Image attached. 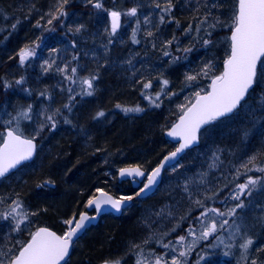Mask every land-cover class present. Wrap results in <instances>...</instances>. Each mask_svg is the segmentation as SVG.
<instances>
[{
  "label": "trees",
  "instance_id": "trees-1",
  "mask_svg": "<svg viewBox=\"0 0 264 264\" xmlns=\"http://www.w3.org/2000/svg\"><path fill=\"white\" fill-rule=\"evenodd\" d=\"M102 2L104 8L97 9L88 0H69L64 7L67 15L48 25V13L55 12L57 0H0V136L16 126V121L12 125L6 121L29 105L32 119L20 122L29 138L47 115L60 110L56 128L45 127L36 136L35 160L0 181V197L5 200L0 212L7 211L8 204L18 197L30 213H38L30 216L31 223L22 225L25 231L20 233L14 231L11 218L0 219V246L26 240L28 232L38 227L62 234L63 221L84 212L87 199L98 193L96 189L117 199L134 195L142 185L134 188L130 182H119V169L139 166L150 173L176 148L167 133L179 118V106L194 102V93L206 89L210 77L223 70L230 30L219 24L213 29L208 23L216 18L230 23L236 0H172L170 13L162 12L165 0ZM157 2L161 8L156 7ZM132 7L137 8V16L125 15ZM112 10L122 13L115 35L110 34ZM205 15L208 23L200 25ZM189 24L193 31L185 35ZM80 25L83 28L77 32ZM133 30L139 43L133 40ZM149 31L152 36L147 35ZM173 37L176 40L167 46ZM203 40L211 42L205 45ZM26 46L34 49L35 55L20 64L19 52ZM185 48L191 51L184 52ZM206 63L213 65L209 77L186 81L187 75H195ZM93 76L92 95H87L89 89L82 81ZM22 78L23 83L17 84ZM257 79L260 85L254 86L242 107L230 117L210 123L200 134L199 146L165 172L154 195L143 200L134 195L133 204L120 216H104L75 244L68 264H102L105 259L118 258L135 264L139 250L132 245L140 244L146 254H163L169 250L157 242L160 239L183 251L176 245L178 236L186 235L190 224L199 233L195 217L203 209L195 201L224 211L237 203L230 199L235 185L246 182L249 176L262 183L251 196L242 197L244 208L229 220L232 227L226 226L227 230L219 233L225 244L237 247L226 248L215 239L198 241L182 259L197 264L204 256L199 264H242L243 249L238 245L244 236L254 240L253 248L264 247V173L253 168L236 179L237 170L244 172L241 165L249 157L256 156V163L264 166V77L259 71ZM148 80L153 86L147 93L153 97L161 91L163 80L169 82L168 95L160 96L159 107L145 98L140 82ZM5 83L11 86L5 88ZM136 107L142 111H123ZM101 111L105 115L97 117ZM213 193L219 195L205 199ZM233 220L241 225L240 234L233 235ZM178 223L180 227H176ZM145 240L150 242L144 244ZM173 254L169 251V258ZM257 257L264 258V251L250 250L249 259Z\"/></svg>",
  "mask_w": 264,
  "mask_h": 264
},
{
  "label": "snow or ice",
  "instance_id": "snow-or-ice-1",
  "mask_svg": "<svg viewBox=\"0 0 264 264\" xmlns=\"http://www.w3.org/2000/svg\"><path fill=\"white\" fill-rule=\"evenodd\" d=\"M69 3V0H57V6L55 12H49V19L47 24L51 25L54 20H59L66 16L64 11L65 5ZM94 8L103 9L104 5L102 0H88ZM157 8H161L159 2L156 3ZM207 7V5H206ZM211 7H216L212 4ZM172 9V0H165V5L162 8L163 13H170ZM127 16H137V8L132 7L126 13ZM210 15V13L208 14ZM208 15H205L203 19L199 20L200 25L208 23ZM111 18V35H115L120 27V20L122 13L120 11H109ZM199 19V18H198ZM161 23L164 22V15L160 16ZM147 22V20L145 21ZM221 27H227L230 30V36H228V50L225 59L223 60V70L219 74L212 75L210 77V84L206 89H201L194 93V102L188 101L186 105H180V115L178 122L175 123L171 130L167 133L170 137H179L182 142L179 143V147L170 155L165 156L160 165L150 173L146 175L139 166L134 168H121L119 169V175L121 177L133 176L144 177L146 183L143 184L138 191L135 192V196H140L142 193L150 191L157 183V177H159L161 170L166 164L177 158L179 153H182L186 148L193 144L198 139V133L202 126L209 124L213 121L220 119L221 117L232 114L235 110L242 107L241 102L245 101L246 96L249 95L250 90H254V86H259L258 71L262 77H264V0H236V7L231 15L230 23H222L219 18L215 19L214 23H208V27L216 28L217 25ZM37 26H40L39 24ZM15 27V26H13ZM137 27H139V21H137ZM83 28L80 25L76 28L79 32ZM193 31L192 25L189 24L185 30V35H189ZM199 34L200 27L195 29ZM148 36H152L153 33L149 31ZM211 36V33H207ZM132 37L134 42L139 43L136 40V30H133ZM173 40L166 42L167 46H171ZM210 40H203L205 45L209 44ZM179 42L177 41V44ZM38 46V45H37ZM184 52L191 51L190 48L183 49ZM165 55H170L167 51ZM35 55L34 49L25 47L19 52V62L24 64L26 60ZM174 59H177L174 57ZM51 67V65H49ZM213 65L206 63L205 66L198 71L195 75H187L186 81H195L198 77H209ZM66 71V68L64 69ZM72 73L76 72L75 68L71 69ZM70 81L72 77H67ZM96 77L93 76L89 79H84L82 83L87 85L89 91L87 95H92L90 91L93 87V80ZM17 84L23 83V78L16 81ZM142 89L145 90V98L150 101L155 107H159L158 101L160 96L168 95L166 91L169 84L168 80L162 81L161 91L155 94L153 97L147 93V90L152 88V81H141ZM5 88L11 85L5 83ZM69 92L72 90L69 89ZM43 95V93H41ZM176 95V93H171ZM170 98V97H169ZM74 99V97H70ZM66 108L70 105H65ZM117 107H120L117 105ZM125 112H140L142 109L125 108ZM31 106L27 109H21L17 112L16 116L6 121L7 125H12L13 121H16L15 127H8L6 133L0 136V177H4L11 169L15 168L21 161H26L32 158L36 151V144L34 143L36 136L40 134L45 127L49 130L56 128V116L60 114V110L56 109L51 115L46 116L45 122L40 123L39 128L31 136V138L25 137L23 131L20 128L21 120H31L32 117ZM104 112H98L97 117H103ZM66 123L69 121L65 120ZM257 157H249L247 162L241 165L244 172L241 173L237 170L236 179H239L241 175H247V172L253 170V168L261 173H264V166L256 163ZM264 164V161H261ZM251 166V167H250ZM262 183L261 179L248 177L246 182L238 183L235 185L234 194H230V199L237 201V203L226 210L222 211L219 208L207 207L202 201L197 200L195 203L203 209L199 216L195 217V220L199 222V233L197 235V229L189 225L186 235H180L177 238L176 245L182 247L183 251H177V246H174L171 241L164 243L162 239L157 242L164 248L172 253H175L169 258V251L163 254H157L154 251H149L147 254L144 252L143 247L140 244H133L134 249H138L136 253L135 264H187L186 258L197 246L198 241H210L212 239L218 240L220 244H224L226 248L237 247L235 244H225V241L221 239L219 233L227 230L232 225L229 224V220L237 216V210L244 208L242 197L251 196L252 190L257 184ZM187 191V187L185 188ZM99 195H92L87 199L86 207L95 212L94 216H89L87 212H81L79 214H73L70 218L63 221L66 226V230L62 234L50 230L47 227H38L35 231L28 232V238L26 240L17 239L11 246H0V264H68V258L70 249L73 246L75 238H78L87 226V224L96 219L101 214L102 208L107 205L112 209L119 211L126 201L134 199V195H122L118 199L113 198L103 189H96ZM219 195V193H213L212 196H205V199L211 200L213 196ZM11 199V198H10ZM5 200L0 197V205L4 204ZM211 214V215H210ZM38 215L37 212H29L25 209L23 201L18 197L12 200L8 204L7 211L0 212V219L7 220L11 218L15 222L14 231L17 233L25 231L22 225L31 223L30 216ZM191 215V213H189ZM187 217H181V220ZM235 233L237 235L241 233V225L235 224ZM176 227H180L178 223ZM176 227H173L172 231H176ZM170 235V233H168ZM191 236L193 239L188 240ZM150 241H143L144 244H148ZM254 240L251 237L244 236L243 242L238 245L240 249H243L241 255L242 264H264V258H252L249 259V252L252 250L254 253L264 251V247L253 248ZM225 255H229V252H225ZM204 256H200L199 260H204ZM199 260L197 264H199ZM102 264H126L123 258L102 261Z\"/></svg>",
  "mask_w": 264,
  "mask_h": 264
},
{
  "label": "water",
  "instance_id": "water-1",
  "mask_svg": "<svg viewBox=\"0 0 264 264\" xmlns=\"http://www.w3.org/2000/svg\"><path fill=\"white\" fill-rule=\"evenodd\" d=\"M109 20H110V25H111V18H110V16H109ZM120 27H121V20H120ZM120 27L118 28V30L120 29ZM262 59H263V58H262ZM251 91H252V90H250V92H251ZM250 92H249V93H250ZM247 97H248V96H246V98H247ZM246 98H245V100H246ZM243 102H244V101H242L241 104H243ZM238 109H239V108H238ZM238 109H237V110H238ZM237 110H235L232 114H229L228 116L221 117V118L218 119V120H221V119L226 118V117H230V116L233 115ZM218 120H216V121H218ZM177 122H178V120H177ZM177 122H176V123H177ZM213 122H214V121H213ZM211 123H212V122H211ZM209 124H210V123H209ZM209 124H206V125L202 126L201 130H200L199 133H198V139H197L193 144H191L188 148H186L182 153H179V154L177 155V158H176L175 160H173V161H171L170 163H168V164L165 165V167L161 170V173H160L159 177H157V183H156V185H155L150 191H148V192H146V193H142L140 196H136V199H138V200H143V199H146V198H148V197L154 195V194L157 192V190L160 188V186H161V184H162V180H163V176H164L165 172H166L167 170H169V169H172L174 166H176V165L178 164V162L181 160V158H182L183 156H185V154H186L188 151H190V150H192V149H195V148H197V147L199 146V144H200V134H201V132H202L203 130H205V129L207 128V126H208ZM173 125H174V124H173ZM170 130H171V128H170ZM170 130H169V131H170ZM6 131H7V129L5 130V133H6ZM25 137H26V136H25ZM28 138H29V137H28ZM167 138H168V140H169L172 144L176 145V148L179 147V143L182 142L181 138H179V137H170V136H168V134H167ZM34 143L36 144V151H35V153L33 154L32 158L29 159V160H26V161H21L20 164H18L15 168L11 169V170H10V171H9L4 177H0V181L3 180V179H5V178H7L8 176H10L11 174H13L14 172H16L18 169H20V168H21L22 166H24L25 164L32 163V162L35 160V158H36V156H37V152H38V145H37V142H36V141H34ZM176 148H175L173 151H175ZM173 151H171V152H173ZM171 152H169V153L166 154L165 156L170 155ZM165 156H164V157H165ZM164 157L162 158V160L160 161V163L163 162ZM160 163H159L156 167H158V166L160 165ZM136 167H137V166H136ZM156 167H155V168H156ZM125 168H134V167H125ZM140 169H141V168H140ZM141 170H142V169H141ZM142 171H143V170H142ZM144 172H145V171H144ZM145 173H146V175L148 174L147 172H145ZM117 178H118V181H119V182H130V183L133 185L134 188H138L140 185H142L141 187H143V184L146 183V180H145L144 177H133V176H125V177H121V176L119 175V172H118ZM107 193H108V192H107ZM108 194H109V193H108ZM96 195H99V193H97ZM109 195L113 196L112 194H109ZM113 198L117 199V198L114 197V196H113ZM132 204H133V200H131V201H126V202L124 203L123 207H122L119 211H116L115 209H112L110 206L105 205V206L102 208V210H101V214H100L99 216H97L96 219L90 221V222L87 224L86 228H85L81 233H79L78 238H75V239H74L73 246H72V248L70 249V253H69L68 261H69V259L71 258L72 254H73L74 244H75L76 242H78V241L84 236V234H85L89 229H91L92 227H96V226L99 224V222L101 221V219H102L104 216H107V215H112V216H114V217H118V216H120V215H121L126 209H128ZM85 212H87V214H88L89 216H94V215H95V212H94L93 210H91V209H88L87 207H86V209H85ZM49 229H50V228H49ZM50 230H51V229H50ZM52 231H53V230H52ZM57 234H58V233H57Z\"/></svg>",
  "mask_w": 264,
  "mask_h": 264
},
{
  "label": "bare ground",
  "instance_id": "bare-ground-1",
  "mask_svg": "<svg viewBox=\"0 0 264 264\" xmlns=\"http://www.w3.org/2000/svg\"><path fill=\"white\" fill-rule=\"evenodd\" d=\"M110 21V20H109ZM111 26V25H110ZM5 133V132H4ZM165 156V155H164ZM162 160V159H161ZM160 163V162H159ZM119 172V171H118ZM118 175V174H117ZM85 212V211H84Z\"/></svg>",
  "mask_w": 264,
  "mask_h": 264
},
{
  "label": "rangeland",
  "instance_id": "rangeland-1",
  "mask_svg": "<svg viewBox=\"0 0 264 264\" xmlns=\"http://www.w3.org/2000/svg\"><path fill=\"white\" fill-rule=\"evenodd\" d=\"M64 225V224H63ZM65 226V225H64ZM66 230V226H65V229H64V231Z\"/></svg>",
  "mask_w": 264,
  "mask_h": 264
}]
</instances>
